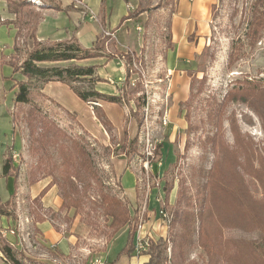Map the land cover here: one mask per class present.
I'll use <instances>...</instances> for the list:
<instances>
[{
	"label": "rangeland",
	"instance_id": "374dc122",
	"mask_svg": "<svg viewBox=\"0 0 264 264\" xmlns=\"http://www.w3.org/2000/svg\"><path fill=\"white\" fill-rule=\"evenodd\" d=\"M188 1L189 16L184 18L178 15L180 0L145 1L147 11L137 16L133 15L138 13L135 6L136 9L129 12L134 18L130 23L133 31L132 41L128 42L130 48L117 46L115 31L104 29L99 34L103 44L89 51L94 57L41 64L49 68L92 67L94 76L81 77L71 82L72 87L86 93L96 91L119 96L120 103L104 99L85 101L66 83L28 81L20 72L14 73L9 62L20 65L39 42L34 35L41 21L38 22L36 14L41 13L31 2L26 8L15 4L10 8L6 2L13 20L0 17V160L10 150L13 164L19 168L25 183L32 178L37 182L48 180L51 188L56 189V199L61 202L55 210H44L42 200L34 203L30 197L21 195L19 200L11 199L6 207L13 214L11 219L24 223L21 228L16 225L14 231L23 249H31L28 253L36 263L46 264L39 259L44 248L31 242L34 235L40 234L36 224L43 222L39 220L42 217L75 242L66 256L50 251L52 264H92L96 259L106 264H130L128 256L118 257L127 240V229L112 236L111 219L105 217L99 205L103 192L127 204L135 218L136 231L139 224H147V214L151 215L146 231H151L154 224V238L166 234V239L157 242L168 247L165 264H186L181 257L173 258L170 229L166 233L164 220H156L160 217L159 211L166 210L171 222L180 191L185 189L188 194H196L206 182L214 156L202 144L213 130L208 122L212 105L222 102L237 80H264V31L253 47L246 37L255 0H208L204 8L200 7L201 0ZM196 6L198 12H194ZM4 9L5 3L0 1V15ZM175 17L183 18L185 28L200 23L196 30L202 36L204 29L210 27L206 41L202 40L200 46L195 32L180 43L187 51L185 56H176L172 33ZM10 22L22 31L17 41L16 31L8 26ZM137 26L139 30L144 28L139 31L143 35L136 33ZM120 36L126 42L122 32ZM15 43L20 47L19 53H15ZM203 44L200 53L192 56V50ZM83 46L91 44L86 42ZM233 51L238 60L229 67ZM128 55L133 58L131 63L124 58ZM180 71L184 74H179ZM188 72H192L193 77ZM21 81L34 90L28 104L16 102ZM200 87L203 90L198 94ZM184 89L186 99L178 102ZM193 94L196 95L193 97ZM34 106H38L41 117L54 122L59 131L46 132L30 126L28 114ZM232 127L251 143L254 156L258 153L264 156V126L252 108L240 101L228 103L221 135L230 147L235 144ZM76 144L87 152L86 158L91 162L88 172L81 173L82 180L73 176L69 179L72 169H68L62 156V147H66L64 151L68 154L70 150L78 154ZM237 155L244 158L240 153ZM255 165L260 168L256 158ZM245 179L256 200L262 201L264 191L259 182L248 176ZM68 194L77 199L81 207L68 208ZM223 234L225 239L259 241L263 233L260 230L249 232L238 226L223 228ZM30 242L38 249H33ZM63 246L67 250L69 242H64ZM201 252L196 234L186 262L197 260Z\"/></svg>",
	"mask_w": 264,
	"mask_h": 264
},
{
	"label": "trees",
	"instance_id": "16d2710c",
	"mask_svg": "<svg viewBox=\"0 0 264 264\" xmlns=\"http://www.w3.org/2000/svg\"><path fill=\"white\" fill-rule=\"evenodd\" d=\"M6 1L11 6L26 8L31 0H0ZM145 1L140 0V4L135 10L137 16L147 11ZM32 3V2H31ZM13 11V9H11ZM11 12V11H10ZM16 14V12L14 11ZM39 20L42 19L40 14H36ZM126 19H134L131 14ZM9 24H14L10 22ZM16 41L21 36L22 31L17 28ZM264 31V0H255L251 16L248 20L246 37L253 47L258 42ZM36 36V35H34ZM190 39H192L190 37ZM38 40L36 39V42ZM34 50L28 53L27 59L20 65L15 62H9L14 73L20 72L28 81L33 79L42 82L58 81L66 83L72 87L71 82L81 77H93L95 69L90 68H59L44 67L42 63H58L72 60H84L89 57V51L98 48L103 44L101 38L89 49L81 48L76 40L72 42L44 43L37 42ZM235 49V47H234ZM15 53L20 52V47L15 43ZM80 53L81 55H76ZM18 57V56H17ZM127 63H131V55L124 56ZM238 60V56L233 51L230 54L228 66L232 67ZM127 73L129 69L127 68ZM193 77L192 72H188ZM195 78V77H194ZM205 83V80L204 82ZM201 82V84L203 85ZM195 80L192 82V88ZM16 102L18 104H28L31 101V93L34 90L24 81L18 84ZM78 96L85 100L97 99L114 103H120L119 96H106L99 92H82L72 87ZM203 87H200L198 94ZM196 94H193V97ZM243 102L252 108L261 118L264 126V80H237L234 86L228 90L223 97L222 102L215 103L209 111L208 122L213 126L210 134H207L203 141V148L210 151L214 156L213 164L208 171L206 182L198 188L196 194H188L183 189L180 191L173 208V219L170 224V241L172 243L173 258L181 257L186 264H264V198L262 201L256 200L249 190L245 177L256 179L264 191V156L262 154L253 155L251 143L246 142L243 136L232 127L235 144L230 147L223 141L221 135L224 109L230 102ZM191 115L187 114V119L191 125ZM30 126L36 130L42 129L48 131H59L54 122H49L41 117L38 106H34L28 114ZM198 129V128H197ZM216 129V130H214ZM33 133V131H32ZM62 147V156L68 169H72L69 179L76 177L82 180L81 173L88 172L91 168V162L86 158L87 152L81 146L76 144L78 154L71 151H64ZM238 153L243 155V159L238 158ZM81 157V158H80ZM255 158L260 165L257 168ZM19 168L13 164L12 153L7 151L6 159L3 166L4 176H14L15 185H18ZM30 183H36L34 178ZM51 188V183L33 200L34 203H40L44 195ZM264 194V193H263ZM14 197L16 193L14 192ZM68 202L66 206L81 207V204L70 194L66 195ZM102 208L105 217L111 219L109 227L112 229V236L127 229V240L124 247L119 252V256L126 255L131 257L134 253L135 235L137 225L135 218L127 204L116 197L101 192ZM11 200L0 203V214L8 218L13 214L7 211L6 207ZM237 215V216H235ZM14 219V218H13ZM17 220V218H16ZM39 220L44 221L41 217ZM135 221V222H134ZM198 224V226H197ZM240 227L249 232L261 231L262 237L259 241H243L225 239L223 228ZM198 235V246L202 252L198 259L186 262V254L192 245L193 238ZM167 245L163 243H152L149 250L144 255L150 256L149 261L145 264H165L167 262ZM0 251L10 264H41L35 262L32 258L26 257L21 251L15 248L2 234L0 228Z\"/></svg>",
	"mask_w": 264,
	"mask_h": 264
},
{
	"label": "crops",
	"instance_id": "0c3cea01",
	"mask_svg": "<svg viewBox=\"0 0 264 264\" xmlns=\"http://www.w3.org/2000/svg\"><path fill=\"white\" fill-rule=\"evenodd\" d=\"M34 7L36 10L41 13V21L37 25L36 28V38L39 42L42 43H59V42H68L69 40H76L80 46L84 49L91 48L97 40L100 38V30H113L115 31V37L117 46L120 47L122 45L124 48H130L129 41H132V29L130 27V23L133 19H126L129 15V12L133 9H136L139 5L138 0H36ZM208 0H201L200 7L207 4ZM213 1V0H209ZM5 3V9L3 14L0 17L4 19H12V14L9 12L7 8L6 1H1ZM212 4V3H211ZM210 4V5H211ZM118 5V6H116ZM136 6V8H135ZM199 6V5H198ZM196 6L194 8V12H198L199 7ZM189 1L188 0H180V12L179 16L188 17L189 13ZM129 10V11H128ZM182 13V15H181ZM183 18L175 17L172 27V33L174 38V43L177 48V55L185 56L187 55V51L183 50L182 45L180 44L184 39H186L190 34L196 33V42H198L199 46L202 40L206 41V37L210 32V27H206L204 25L203 36L199 33L200 23H194L192 27L185 28ZM100 20V24H99ZM7 26V25H3ZM10 28H13L16 33L17 29L13 24L8 25ZM137 26L138 35L142 34L139 31H142L144 28ZM183 29H187L184 31ZM123 33V37L125 36L126 42L124 39H121L120 33ZM110 33V32H109ZM111 39V38H110ZM90 43V47L83 46L84 43ZM205 43V42H204ZM142 44V43H141ZM126 46V47H125ZM178 46V47H177ZM120 47V48H123ZM140 47V45H139ZM203 46L199 47L196 50H192V56L199 54L203 49ZM190 51L188 50V53ZM176 54V51H175ZM190 54V53H189ZM180 66V64H178ZM122 70L123 67H122ZM179 74H184L183 71H180ZM188 88V86H186ZM183 96L178 99V102L184 101L185 98V89L182 92ZM180 95V94H179ZM6 152V151H5ZM6 159V155L4 153L3 158L0 160V203H5L11 199H20L21 195H25L26 197H30L34 200L49 184V181L46 179H42L36 183H25L22 179L20 173L18 177V185H15L14 176H4L3 174V166ZM14 192L16 193L14 197ZM17 203V202H16ZM42 205L44 210L48 209H56L60 207L61 202L56 199V189L54 187L50 188L48 192L42 198ZM45 216V213H42ZM47 217V216H45ZM34 220V218H33ZM23 222L20 221L16 223L15 220L3 216L0 214V228L2 229L3 236L19 251H21L26 257L31 258V255L23 249V243L21 239L16 236V230L14 231L16 225L23 226ZM36 231L40 232L37 235H34L31 242H34L36 246L44 248V253L41 252L40 261L45 262L46 264H52L49 260L50 254L49 252H57L59 255L66 256L70 253V248L74 245L73 238H67L64 234L60 233L56 230L54 225L46 219L43 222H38L36 224ZM32 227H34L32 222ZM13 230L11 232V230ZM35 230V228H34ZM68 241L70 247L65 251L63 249V243ZM26 242V240H25ZM30 245L35 248L32 243ZM30 247V246H29ZM147 255L142 257H136L132 254L129 257L130 264H145L149 261ZM0 264H10L3 253L0 251Z\"/></svg>",
	"mask_w": 264,
	"mask_h": 264
},
{
	"label": "built area",
	"instance_id": "2783aa9c",
	"mask_svg": "<svg viewBox=\"0 0 264 264\" xmlns=\"http://www.w3.org/2000/svg\"><path fill=\"white\" fill-rule=\"evenodd\" d=\"M108 34L111 35L110 33ZM159 216L160 217H158V219L156 220H164L165 232L167 233V230L169 229L170 224H171L169 214L166 210L161 209L159 211ZM147 217H148L147 224H150L151 215L147 214ZM147 224H139L138 226L139 229L138 231H136L135 241H134L135 249H134L133 255L138 258L145 256L144 253H146L149 250L152 243H157L158 241H161L162 239H166L165 237L166 234L164 235L160 234L158 238H154V236H152V231L153 229H155L156 225L153 224L151 231H148V230L146 231ZM92 264H106V263L101 259H96L94 262H92Z\"/></svg>",
	"mask_w": 264,
	"mask_h": 264
},
{
	"label": "bare ground",
	"instance_id": "6f19581e",
	"mask_svg": "<svg viewBox=\"0 0 264 264\" xmlns=\"http://www.w3.org/2000/svg\"><path fill=\"white\" fill-rule=\"evenodd\" d=\"M31 2H32L33 4L37 3V1H36V0H31Z\"/></svg>",
	"mask_w": 264,
	"mask_h": 264
}]
</instances>
